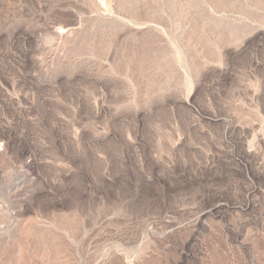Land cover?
<instances>
[{"label":"rangeland","instance_id":"rangeland-1","mask_svg":"<svg viewBox=\"0 0 264 264\" xmlns=\"http://www.w3.org/2000/svg\"><path fill=\"white\" fill-rule=\"evenodd\" d=\"M0 264H264V0H0Z\"/></svg>","mask_w":264,"mask_h":264}]
</instances>
